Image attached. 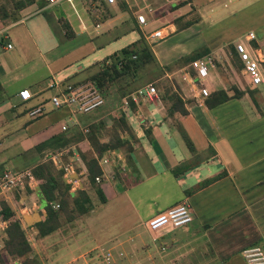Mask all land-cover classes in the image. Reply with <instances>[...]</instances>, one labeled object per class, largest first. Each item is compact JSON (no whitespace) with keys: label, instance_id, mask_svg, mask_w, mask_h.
Returning <instances> with one entry per match:
<instances>
[{"label":"crops","instance_id":"obj_1","mask_svg":"<svg viewBox=\"0 0 264 264\" xmlns=\"http://www.w3.org/2000/svg\"><path fill=\"white\" fill-rule=\"evenodd\" d=\"M68 8L74 10L63 1L50 8L52 15H49L45 4L39 7L31 3L18 11L16 20L5 18L0 21V28L6 35L5 42L11 44L10 49H0V173L3 170L31 169L36 163L51 157L58 160L60 155L71 150L72 156L64 165L62 178L69 185V192L80 188L90 197L92 207L84 217L89 222V231L97 234L96 237L101 235L100 238L106 241L107 236L122 234L129 229L132 231L141 221L146 229L148 222L160 216L167 207L183 201L190 210L191 221L185 226L168 227L156 234L159 235L156 238L164 237L167 240L165 246L170 260L182 258L178 255L185 250L192 257L187 261L183 259L187 263L245 264L240 255L241 249L259 245L264 252V117L259 108L252 104L248 94L241 91L238 98L207 107L205 97L193 88V78L187 69L191 61L170 67L202 44L194 47H189L191 41H171L165 46L162 41L152 44L154 41L146 38L147 33L162 29L167 36L173 31V24L149 30L146 23L143 29L137 25L145 41L150 43L156 65L163 72L154 81L158 82L164 76L168 78L162 84L177 94L186 110L185 114H166L167 103L159 83L154 87L155 94L150 99L132 101L133 110L129 106L122 108L121 103L104 112L100 109L102 105L81 116L70 115L64 108L53 110L46 102L52 92L47 84L62 78L76 80V72L113 52L109 40L118 37L116 35L105 41L96 36L119 15L103 19L92 29L87 19H83L79 13L71 15ZM41 10L46 11L45 15L41 14ZM62 21L69 26V37L64 35ZM194 32L192 28H187L178 33L189 34L196 40L198 32ZM120 34L124 43L119 48L137 38L136 29L129 25ZM254 35L262 51L263 39ZM72 41L75 43L71 44ZM208 49L218 53L219 47ZM75 53L72 60L60 63L64 57ZM217 68L213 64L208 69L203 85L208 91L222 88L231 94L232 87L222 80ZM240 75L248 84V79ZM21 87L28 88L32 93V98L25 104L20 103L16 96ZM39 102H43L44 113L34 119L29 118L25 107ZM233 104L239 109L238 113L230 111ZM119 112L125 114L132 137L131 151L126 156L121 150L104 156L107 162L101 165L103 180L99 187L105 202L97 204L93 188L89 189L90 185L86 183L85 168L78 156L79 150L90 151L87 140L82 137L61 149H50L48 142L52 136L61 133L60 127L64 124L69 134L80 132L83 135L84 127L99 120L107 127L113 115ZM237 119L248 122V128H254L252 133L256 136H250L248 132L241 137L237 130ZM180 131L190 140L193 151L186 147ZM42 141L45 146L37 151L35 146ZM214 176L217 178L200 186V183ZM35 188L38 189L36 182L29 189L35 193ZM22 199L30 201L31 196L28 194ZM34 211H38L41 220L44 210L39 199L22 208L19 218L22 220V215ZM66 222L69 223L61 220V225L45 236L58 233ZM20 223L22 227L25 224L23 220ZM34 224H25L33 237L36 234ZM95 224L97 226L94 227ZM0 225L4 226L5 223L1 222ZM45 236H37L36 239ZM150 237L153 238L151 234ZM187 243L191 248H185ZM192 250H195L194 254Z\"/></svg>","mask_w":264,"mask_h":264},{"label":"rangeland","instance_id":"obj_2","mask_svg":"<svg viewBox=\"0 0 264 264\" xmlns=\"http://www.w3.org/2000/svg\"><path fill=\"white\" fill-rule=\"evenodd\" d=\"M186 1L188 2L182 4ZM98 3L99 2L96 1L88 5L87 0H73L74 10L68 8V11L71 12V15L78 13L81 14V17L85 20L87 19V23L93 29L92 26H95V24L102 21L100 20L101 14L96 11V5H98ZM122 4L125 7H123ZM108 7L110 9L109 16L112 15L113 17L114 14L119 16L116 20H112V23L109 22V24L106 25L107 28L99 32L96 37H102V40L108 41L118 35L117 39H114L115 41L113 39L109 40L112 42L110 43L112 49L116 50V48L123 45L124 42L120 37V33L126 29L127 25L133 29H138L141 32V29L138 28L135 21V14L141 11L146 19V28L149 30L170 23L173 24V31L162 38L151 39L154 41L152 44L160 41H162L161 43L163 46L171 43V41H191L189 47L202 44V46L192 50L190 53L199 50L201 47L211 49L212 47L217 48L218 46V53L211 51L207 53L211 56L213 64L218 66L217 69L221 72L220 76L222 80H224L227 85L229 84L231 87L240 88L246 93L250 90L238 71H229L225 54H227L229 46L233 41L236 42L237 40H241L242 42H245L244 37L249 30L253 31L259 39L260 37L263 39V42H261V45H263L261 49L264 52V0H127V2L123 0H114V2L108 5ZM50 8L52 7L47 6V9H49V15H52L50 13ZM176 20L181 27L184 23H187V26L176 30L174 26V21ZM187 28H192V33H195L194 31L197 30L198 37L196 40L194 37L189 36V34L184 35L178 33ZM174 33L178 34L173 35ZM101 39L100 41H102ZM255 41H257V39ZM73 43H75V41H72L71 44ZM146 43L150 47V43ZM76 53L69 54L66 58L64 57L60 63L69 62L76 56ZM101 53L103 54V51ZM178 61L172 64L170 63V67H175L179 63ZM94 68L95 67H90L76 72L74 75L76 77L75 79H84L87 74L94 70ZM187 69L192 75L193 70L191 67L188 66ZM162 74L163 72L156 65V62H148L138 67L132 76L128 75L118 78L115 81L104 83L103 89L101 90L104 96V104L100 109L102 108V112H104L114 108V106L121 103L122 97L131 94L132 91L136 89H140L147 83H150L155 87L156 85H159L158 83L168 81V78L165 76L158 82L154 81L157 77L162 76ZM175 76L176 74H174V77ZM61 80V85L73 81L66 78H62ZM226 80H228V83ZM262 88L264 89V87ZM122 94L124 96H121ZM254 97L257 102L256 106L259 108L262 117H264V111L262 112L264 92L258 89L257 92H254ZM116 110L117 109H115V111ZM115 111L112 110L114 114ZM230 111L238 113L239 109L233 104ZM68 113L74 116L82 115L78 112ZM215 117L217 119L216 112ZM233 121L230 120V122ZM236 123L239 125L237 130L241 133V137L248 132L250 136H256L252 133L254 128H248V122L245 120L237 119ZM102 134L103 138L106 139L109 130L107 131L105 127ZM244 140L245 138H243V141ZM69 161L70 160H67L66 162L68 163ZM88 188L91 189L92 186H89ZM27 196H24L23 190L12 189L5 192L4 195H1L0 200L7 203L16 217L22 222L19 218V212L21 209L38 201V196L34 192L29 193V196H31L30 201L22 199V197ZM94 201L97 202V204L99 203L97 198L94 199ZM24 213H29V211L23 212V214ZM87 214L88 213L74 216L69 223H64L62 230L58 233L50 234L39 240L36 239V234L34 237L30 234L29 229L26 228L23 223L25 236L31 247L30 253L27 254L31 264H192L184 262V260L187 261V259L192 258L189 257L190 253L185 250L180 251L182 253L180 255H178V253L175 254L182 258H174L173 260H170L171 258H169L165 246L167 240L164 239V237H150V234H156L157 230L155 227L150 228V226L146 225V230L145 224L141 221V223H139V225L132 231L129 229L122 234L118 233L114 236H107L106 241H104L100 238L101 235L96 237L97 234L94 235L89 231V222L87 217H84ZM61 220H63V217H61ZM93 226L95 227L97 224ZM3 227L4 226L0 225V231ZM107 231H110V229ZM135 232H137L136 236H134ZM188 243L185 244L186 249L191 248L188 247ZM191 253L194 254L195 250H192ZM3 259L5 261L4 264H18V262L24 264V259L22 257L15 260L13 257L4 254Z\"/></svg>","mask_w":264,"mask_h":264},{"label":"trees","instance_id":"obj_3","mask_svg":"<svg viewBox=\"0 0 264 264\" xmlns=\"http://www.w3.org/2000/svg\"><path fill=\"white\" fill-rule=\"evenodd\" d=\"M87 1L88 5L96 1L99 2L98 5H96V11L101 14L100 20L109 17V3H107L105 0ZM187 2L188 1L182 4ZM31 3H36L39 7L45 4L44 0H1L0 21L5 18L11 21L16 20L18 18V11ZM122 6L125 7L123 4ZM45 13V10H41L42 15H45ZM1 26L2 23H0V27ZM174 26L176 30H179L187 26V23H184L181 27L176 20L174 21ZM61 27L65 30V37H69L71 32L69 31L70 29L68 24L62 21ZM136 31V40L119 48L116 51L111 52L110 54L105 55L100 61L94 62L90 66L86 67L85 69L90 67L95 68L92 72L87 74L84 79L73 80L67 83L74 84L77 82L92 80L95 81L98 88L102 90L104 83H107L108 81H115L118 78H122L124 76H132L138 67L148 62H155L154 55L150 47L145 42L144 36L138 29H136ZM250 44L256 50L263 68L264 55L262 51L259 49L255 40H251ZM207 52H209L207 47H201L199 50H196L185 57L178 59V64H186L193 59L206 54ZM225 57L227 59V67L232 72H239L241 64L233 50L232 45L229 46V50L227 51V54H225ZM159 84L164 91L163 99L166 100L167 103L166 114L168 116H171L175 112L182 115L185 114L186 110L184 109L183 103L177 94L173 92L171 88H167L165 84ZM246 85L250 89L247 94L250 97L252 104L256 106L257 102L254 97V92H257L258 89L256 87H252L249 82ZM231 90V94H228V92L222 88L208 91V95L204 99L205 105L211 108L223 103L230 98H238L242 91L237 87H232ZM123 94L121 96H124ZM127 100V107L129 106V108L133 110L134 105L132 100L129 97ZM19 102L25 104L22 101ZM86 128L87 131L83 135L80 132L69 134L67 129L61 130V133L56 134L49 139L48 145L51 147L50 149H61L63 147H67L70 142H77L82 137L87 140L90 151L81 152L79 150L78 156L85 168L86 183L92 186L93 192L98 202L104 203L105 197L99 187V184L103 180V171L101 166L98 164L97 159L117 150H121L124 155H128L131 151L132 137L129 134V127L123 112L113 115L111 123L108 125L109 129L106 127V130H109V134H107L108 137L106 139L103 138L102 134V131L105 130V125L102 121L99 120L91 123ZM180 134L188 150L193 151L192 144L188 137L182 131H180ZM44 146L45 142L42 141L40 142V145L37 144L35 148L37 151H39V149ZM74 150H77V148H74ZM69 156H72L71 150L66 151L63 156L60 155L57 163H53L51 159H46L36 163L30 169V172L40 191V195L43 198L42 208L44 210V216L41 220L34 224L36 235L39 237L45 236L57 229L61 225V217H63L65 221H70L74 218V216H80L87 213L92 207L90 197L84 189L76 188L75 191L71 193L69 192V185L63 181L62 175L65 173L64 165L69 159ZM96 176L99 177V181L97 182L94 180ZM216 178L217 176H214L205 182L200 183V186H204ZM21 190H23L24 196H27L32 192V190L27 187H24ZM52 203H56L58 207H51ZM0 220L4 221L5 223L4 227L0 231V264H4L5 262L3 259L4 254L6 256L13 257L15 260H18L22 257L24 259V264H31V261L27 256V254H29L31 251V247L25 236V229L22 227L20 220L16 217L11 207L1 200Z\"/></svg>","mask_w":264,"mask_h":264},{"label":"built area","instance_id":"obj_4","mask_svg":"<svg viewBox=\"0 0 264 264\" xmlns=\"http://www.w3.org/2000/svg\"><path fill=\"white\" fill-rule=\"evenodd\" d=\"M66 2L70 7L74 9L73 0H44L45 5L53 7L59 5L61 2ZM107 3H112L114 0H105ZM135 21L140 28L146 24L144 15L140 12L135 14ZM166 32L162 29H155L147 33L145 36L148 39L162 38ZM6 35L3 34L2 28H0V49H10L11 44L5 42ZM245 42L238 40L232 44L233 50L240 61L239 72L244 75L249 84L252 87L262 90L264 92V70L259 60V56L253 46L250 44L251 40L255 39L253 32L249 31L245 34ZM189 66L193 70V88L202 97L208 95L207 88L203 85L204 79L208 75V69L213 66V61L210 55H202L189 63ZM62 80H51L47 84V88L51 89V94L47 97L46 102L50 104L52 109H66L68 112H78L81 114L89 113L104 103V96L102 91L96 85L95 81L86 80L77 83H64L60 84ZM155 94V88L150 83L140 89L132 91L131 94L121 98V107L127 109V98L129 97L133 102L138 98L150 99V96ZM19 101L27 103L32 98V93L26 87H21L16 93ZM264 107V103H263ZM43 102H39L32 106H26L25 112L29 118L34 119L44 113ZM61 130L66 129V125L60 127ZM87 128L84 127L82 132L85 133ZM53 163H57L55 158L51 157ZM98 164L107 162V159L102 157L97 159ZM94 180L99 181V177H95ZM34 178L30 172V169H21L18 171L3 170L0 173V194L9 190L16 189L21 190L24 187L30 188L34 183ZM51 207L57 208L58 205L51 204ZM29 208V207H28ZM191 221V214L188 206L185 202L180 201L169 207H167L158 217L153 218L148 222V226L155 227L156 234L166 230L165 228L174 229L177 227L185 226ZM4 222L0 220V223ZM152 235L156 238L159 235ZM240 255L245 264H264V252L259 245H251L240 250ZM18 264H21L18 262Z\"/></svg>","mask_w":264,"mask_h":264},{"label":"water","instance_id":"obj_5","mask_svg":"<svg viewBox=\"0 0 264 264\" xmlns=\"http://www.w3.org/2000/svg\"><path fill=\"white\" fill-rule=\"evenodd\" d=\"M35 193L36 195L38 196V199L40 201H43V198L42 196L40 195V191L35 188ZM22 220L24 221V223L29 226V225H32L33 223H36L40 220V216H39V213L38 211H34L32 212L31 214H25V215H22Z\"/></svg>","mask_w":264,"mask_h":264}]
</instances>
